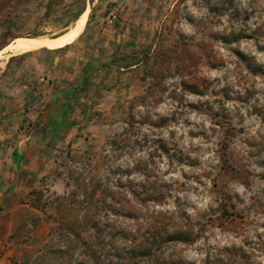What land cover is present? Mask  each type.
Here are the masks:
<instances>
[{
    "label": "rangeland",
    "instance_id": "obj_1",
    "mask_svg": "<svg viewBox=\"0 0 264 264\" xmlns=\"http://www.w3.org/2000/svg\"><path fill=\"white\" fill-rule=\"evenodd\" d=\"M100 1L0 0V61L70 40ZM149 12L117 58L141 64L124 107L42 180L24 213L41 232L1 241L0 264H264V0Z\"/></svg>",
    "mask_w": 264,
    "mask_h": 264
},
{
    "label": "crops",
    "instance_id": "obj_2",
    "mask_svg": "<svg viewBox=\"0 0 264 264\" xmlns=\"http://www.w3.org/2000/svg\"><path fill=\"white\" fill-rule=\"evenodd\" d=\"M166 1L101 0L87 24L88 11L76 21L78 33L86 26L73 43L77 32L62 44L67 31L0 61V242L22 226L41 232V220L31 223L24 213L39 211L31 201L42 180L66 153L80 151L96 119L124 107L141 64L124 67L118 55L134 51L141 30L149 29V10ZM113 7L120 14L111 27L100 12Z\"/></svg>",
    "mask_w": 264,
    "mask_h": 264
},
{
    "label": "trees",
    "instance_id": "obj_3",
    "mask_svg": "<svg viewBox=\"0 0 264 264\" xmlns=\"http://www.w3.org/2000/svg\"><path fill=\"white\" fill-rule=\"evenodd\" d=\"M83 12H84V9H81L80 11H78V13L76 15V19H78V17L81 16Z\"/></svg>",
    "mask_w": 264,
    "mask_h": 264
},
{
    "label": "bare ground",
    "instance_id": "obj_4",
    "mask_svg": "<svg viewBox=\"0 0 264 264\" xmlns=\"http://www.w3.org/2000/svg\"><path fill=\"white\" fill-rule=\"evenodd\" d=\"M77 33H78V32H77ZM72 35H73V34H72ZM74 35H75V34H74ZM35 40H36V39H35ZM44 40H45V39H44ZM50 40H51V39H50ZM55 40H56V39H55ZM66 40H67V39H64L62 42H65ZM40 41H41V40H40ZM45 41H46V40H45ZM48 41H49V40H48ZM46 42H47V41H46ZM50 42H51V41H50ZM50 42H49V43H50ZM25 43H26V42H25ZM47 43H48V42H47ZM49 43H48V45H50ZM17 46H18V44H17ZM25 46H26V45H25ZM34 46H35V45H34ZM27 47H28V46H27ZM42 47H43V46H42ZM38 49H39V48H38Z\"/></svg>",
    "mask_w": 264,
    "mask_h": 264
}]
</instances>
